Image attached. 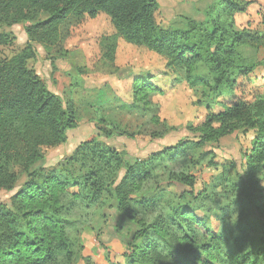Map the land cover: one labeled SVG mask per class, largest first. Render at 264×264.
<instances>
[{"label":"trees","instance_id":"1","mask_svg":"<svg viewBox=\"0 0 264 264\" xmlns=\"http://www.w3.org/2000/svg\"><path fill=\"white\" fill-rule=\"evenodd\" d=\"M250 5L218 0L204 20L184 18L180 27L165 28L157 19L158 0H0V47L14 40L5 28L23 25L28 40L20 53L0 59V191L16 188L21 176L16 169L26 176L10 205L0 203V264H78L93 212L104 209L108 200L116 201L137 226L127 249L129 264H264V97L221 112L213 109L262 65L264 29L237 22ZM100 14L112 20L127 44L166 58L167 67L183 74L191 88L205 86L197 104L205 106L207 116L196 129V141H182L147 160L131 164L126 152L92 139L61 167L45 170V149L66 144L78 117L74 104L49 90L29 62L36 59L37 46L51 53L77 21ZM247 50L256 57L247 56ZM200 66L209 81L196 76ZM156 91L149 81L134 80L135 103L148 104ZM100 131L107 140L132 137ZM237 133H253L252 146L242 175L225 187V203L216 207L221 230L202 243L196 226H208L211 212L200 216V206L212 199L204 191L195 195V179L170 168L197 156L218 166L202 148ZM160 166L170 174V183L191 188L180 193L182 206L164 207L163 181L155 173ZM131 203L140 207L139 213L128 208ZM248 211L256 217L238 222Z\"/></svg>","mask_w":264,"mask_h":264},{"label":"rangeland","instance_id":"2","mask_svg":"<svg viewBox=\"0 0 264 264\" xmlns=\"http://www.w3.org/2000/svg\"><path fill=\"white\" fill-rule=\"evenodd\" d=\"M217 1L158 0L160 11L157 19L165 28L180 27L184 18L202 21L206 11ZM237 22L246 24L248 19L239 15ZM3 31L14 39L11 45L0 47V59L9 60L25 48L27 35L23 25ZM37 51L38 55L30 62L29 68L37 73L49 90L60 95L66 103H73L78 117V127L68 132L66 144L45 149V170L61 167L82 142L92 139L126 152L129 163L134 164L167 147L198 138L196 129L207 116L205 106L197 104L203 99L205 86L191 88L183 74L167 67L166 58L127 44L119 37L107 15L100 14L96 19L85 16L64 32L59 45L51 53L48 54L40 46H37ZM246 54L256 57L250 50ZM196 76L210 80L202 66L198 67ZM135 79L147 80L157 88L150 94L148 104L134 102ZM245 81L241 78L240 87L234 94L219 99L213 105L214 111L221 112L227 106L253 96L264 97V81L254 83L251 89L245 86ZM100 129L115 134L127 132L132 137L107 140ZM253 137V133H237L203 147L201 151L211 152L210 159L216 160L218 166H209L210 160L199 161L197 156L195 161L175 163L170 168L173 174L181 172L195 179V195L204 191V197L212 199L204 206L193 201L202 209L200 216H205L207 209L208 213L211 212L208 226H196L202 243L209 233L221 230L214 214L218 213L216 207L225 203V187L230 186V181L236 180V176L242 175ZM16 171L21 175L20 180L12 192L0 191L2 204L10 205L12 197L26 181L25 174L20 169ZM162 171L160 166L155 173L160 176L158 180L163 181L160 187L164 192L163 205H177L180 193L191 191V188L170 183V174ZM222 175L225 177L219 178ZM262 186L264 189V183ZM182 205L179 203L178 206ZM128 208L140 211L135 203L129 204ZM255 217V213L248 211L238 222L244 223ZM136 230L135 222L118 209L117 202L108 200L104 209L93 212L90 228L83 236V253L78 264H129L127 249L134 242Z\"/></svg>","mask_w":264,"mask_h":264},{"label":"crops","instance_id":"3","mask_svg":"<svg viewBox=\"0 0 264 264\" xmlns=\"http://www.w3.org/2000/svg\"><path fill=\"white\" fill-rule=\"evenodd\" d=\"M245 2H250L251 5L248 7V12L244 16L248 19L249 22L254 23L256 27L263 30L264 29V0H243ZM264 50L261 51V55L259 56V60L262 62V65L258 67L247 79H245V86H249V88H253L254 83L259 82L261 80L264 81V56L262 55ZM31 62V61H30ZM29 62V64H30ZM254 99V96L250 99H246L244 101H251Z\"/></svg>","mask_w":264,"mask_h":264}]
</instances>
